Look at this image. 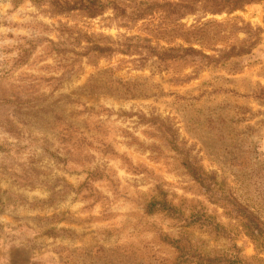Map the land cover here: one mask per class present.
I'll return each mask as SVG.
<instances>
[{
  "label": "rangeland",
  "instance_id": "1",
  "mask_svg": "<svg viewBox=\"0 0 264 264\" xmlns=\"http://www.w3.org/2000/svg\"><path fill=\"white\" fill-rule=\"evenodd\" d=\"M171 240L264 264V0H0V264Z\"/></svg>",
  "mask_w": 264,
  "mask_h": 264
},
{
  "label": "trees",
  "instance_id": "2",
  "mask_svg": "<svg viewBox=\"0 0 264 264\" xmlns=\"http://www.w3.org/2000/svg\"><path fill=\"white\" fill-rule=\"evenodd\" d=\"M92 4V3H91ZM90 4V5H91ZM92 6V5H91ZM99 7V11H101L102 7ZM171 244L180 251V259H195L197 260V263H207V262H211L212 259L208 258L207 256H203L202 254H199L197 252H195V250H193L192 247H190L189 244H183V242L181 240H171L170 241Z\"/></svg>",
  "mask_w": 264,
  "mask_h": 264
}]
</instances>
